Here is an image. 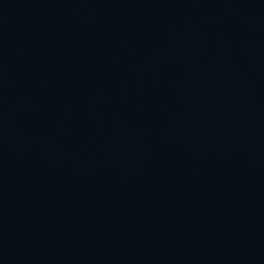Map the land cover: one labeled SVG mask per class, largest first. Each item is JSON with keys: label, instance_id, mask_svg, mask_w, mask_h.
Returning a JSON list of instances; mask_svg holds the SVG:
<instances>
[{"label": "water", "instance_id": "1", "mask_svg": "<svg viewBox=\"0 0 264 264\" xmlns=\"http://www.w3.org/2000/svg\"><path fill=\"white\" fill-rule=\"evenodd\" d=\"M197 49L264 127V0H164Z\"/></svg>", "mask_w": 264, "mask_h": 264}]
</instances>
